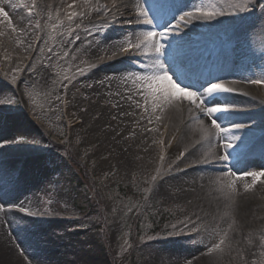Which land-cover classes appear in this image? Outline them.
<instances>
[{"label": "rangeland", "instance_id": "rangeland-1", "mask_svg": "<svg viewBox=\"0 0 264 264\" xmlns=\"http://www.w3.org/2000/svg\"><path fill=\"white\" fill-rule=\"evenodd\" d=\"M188 2L184 9L201 3L205 9L214 6L207 0L194 4L191 0ZM116 3L119 4L115 0H0V7L8 13L10 20L13 13L20 10L22 17L29 19L30 27L29 33L22 34L19 25L16 27L12 22L9 26L0 15V141L12 145L5 144L6 149L1 151L6 159L5 170L0 169V188H5L0 190V204H13L14 201L4 196L9 192L14 197L24 195L26 203L23 204L30 208L32 215L39 209L47 210L48 202L59 203L77 213L73 205L74 200L77 199L76 203L79 201L80 195L75 189L78 170L71 160L74 156L93 175L107 224L105 234L90 230L95 224L88 221H35L32 224L38 232H30L31 223L24 230L27 237L35 239L29 245H23L17 241L15 232L0 222V264H28L22 258L25 256L31 263L42 264L47 248L53 254L59 250L65 261L75 260V264H82L80 257L87 253H92L96 264H113L114 260L116 264L127 260L129 263L124 264H264V228H261L264 223L258 222L264 218L242 225L248 237L255 236H252L254 251L249 255L234 244L232 238L235 236L227 229L239 217L236 199L232 201L234 207L203 213L198 209V199L187 196L188 189L183 186L173 188L172 185L164 188L165 182H162L166 177L181 175L191 169V166H185L187 164H179V151L174 148L171 151L174 144L163 146L148 164L138 155L140 151L133 149L130 155H136L135 161L120 166L115 158L116 148L87 134L85 124L91 100L96 102L90 94L96 92L98 85L97 74L91 71V59L96 57L98 62L108 59L119 46L127 47L128 42H133L126 35L127 31L120 29L118 32L124 34V43L112 49L106 47L101 39L104 37L102 26L92 23L95 14L102 16L104 9L99 7ZM261 4L264 0H220V5L214 6L217 10L230 12L234 9L229 5H240L241 10L232 17L239 18L240 13L246 12L245 25L251 22L242 33L244 42L257 55L251 60L254 67L244 76L248 82L264 79V60L260 59H264V7ZM244 5L250 11H243ZM217 27L218 24L210 32L200 30L211 33L212 37L219 34ZM191 35L188 37L193 38ZM36 44L37 54L26 67ZM227 44L231 47L233 42ZM27 69V76L21 84L19 75ZM224 76L243 77L241 72L235 71ZM108 84L114 86L112 82ZM256 85L264 87V84ZM247 92L264 101V88H250ZM107 99L103 104L105 107L109 105ZM165 114L167 112L151 120L154 130L160 129ZM22 118L28 124L17 125L16 122ZM66 121L74 128L67 127ZM31 124L35 127L28 129ZM157 133L155 131V137ZM21 137L25 143L12 142L14 138L19 140ZM51 141L60 143L68 151L51 152ZM254 160L255 156H252L251 166L255 168L258 161ZM129 166L132 167L124 169ZM82 194L86 195L87 190ZM250 205L251 202L248 208ZM40 214L48 217L44 212ZM161 216L165 217L164 221H161ZM166 230L173 232L165 234L163 231ZM133 233L139 238V251L128 259H122L123 252L131 245ZM188 233H196V236L187 243L172 241L175 236ZM2 239L6 240L7 249L3 248ZM221 240L223 244H220ZM18 243L25 255L18 248ZM217 244H220L219 248H216ZM28 249L33 250L37 258ZM3 250L6 258L1 253ZM125 253V257H129V252ZM12 259L15 263H10Z\"/></svg>", "mask_w": 264, "mask_h": 264}, {"label": "bare ground", "instance_id": "bare-ground-1", "mask_svg": "<svg viewBox=\"0 0 264 264\" xmlns=\"http://www.w3.org/2000/svg\"><path fill=\"white\" fill-rule=\"evenodd\" d=\"M117 1L119 4L112 9L115 13L114 16L117 18L116 24H122L126 21V17H131L130 15L134 13L135 7L144 5L148 7L154 4L153 0H147V3H145V0ZM208 1L213 2L214 6L220 5V0H207V3ZM191 2L194 4L200 2V0H191ZM187 3H189L188 0H183V5L185 7ZM173 5L177 4L174 3ZM201 6L202 3L188 10L185 9V11L195 10ZM179 7L183 8V6ZM131 19L132 20L129 22L134 24V28L130 29L126 35L128 38H131L133 42H136L147 28L136 23L139 18L133 16ZM11 22H13L16 27L19 25L18 28L22 34L30 32V27L28 26L29 19L26 20L25 17H22L20 10H16L13 13ZM245 23V13H240L239 18L227 16L213 22L193 20L191 26L187 28V34L190 33L198 36L201 38L200 43L202 44L210 43L211 33L203 32L200 29L210 32L218 24L217 31L220 34V40L214 42L211 40V43L217 44V48L218 50L220 49V52H217L216 58L212 63L206 62L203 59L200 60V62H192L194 64L196 63V66L197 64L199 66L198 68H193L191 71H187L190 67L187 61L180 64V72L183 74L184 83H191L198 87V81L200 82L198 78L200 75L199 71L205 70L210 72L209 76L211 78L220 77L222 78L221 82L235 89V92L226 97V99L229 103L235 105L238 111L233 112L227 119L221 116L218 122L222 123V126H228L230 123H235V121H244L243 124H245L246 127L234 130V133L230 132L226 135L229 140L232 139L233 134L239 136L241 139L233 142L239 147L243 146V143H247L245 146L247 148L245 151L232 152L230 164L218 159L223 140L218 141L213 135L205 131V129L210 128V118L199 116L195 109L190 111L186 103L173 104L167 106L163 110L157 109L155 112L149 111L147 113L137 104V101L140 100L138 89L143 87V85L134 79H125V77L133 70L137 74H142V69L143 72H147V68L144 67V65L151 66L152 60L149 57L142 58L132 65L126 63L125 60L114 61L95 73L97 74L98 85L96 87V92H91L90 95L91 99H96V102L91 100V107L89 116L86 120L85 129L88 135L90 133L99 139V141H103L104 144L112 145L116 148L117 157L115 158L120 166H127L130 165L132 161H135L136 155L132 157L130 155L133 149H138L140 151L138 155L143 157L145 164H148L147 162H149L151 158L153 160L156 152L160 150L159 132L163 131L164 134L160 136V140L164 141L162 145H168L171 142V136L177 131V139L171 151L173 148L177 149L179 151V156L184 157L180 164H187L185 166L191 165L196 169L187 171L181 175L166 177L162 182H165L164 188L165 186L168 188L172 185L173 188L183 186L185 189H188L187 196L198 199V209L203 213H207L208 211L213 212L212 209H224L226 206L234 207L235 204L232 201L236 199L238 202L237 208L239 217H237L238 220L235 223H230L227 229L229 233L235 236L232 238L234 244L238 246L240 250L250 255V253L254 251L252 243L255 242V240L252 238L253 235L248 237V235L243 232L242 225L244 226L256 219L264 218V177L254 181L251 176H246L245 173L264 171V101L262 99L258 100L252 93L246 91L249 88L245 87L244 79H240L241 83L235 86L226 82L223 74L235 71L241 72L243 76H246V74L250 72V67H252V65H250L249 61L252 58V54L245 48L243 39L238 35L239 30ZM112 31L113 30H110V34L106 36L105 39H102L104 44H107L106 47L108 46L111 49L114 46H118L120 43H124L122 41V36L124 34L114 33ZM184 40L186 44L185 47L180 50L181 54L186 51L188 47L192 49V41L189 37L185 35ZM222 42H233L237 44V47H220ZM195 43L198 44L199 42L196 41ZM134 54H137L136 50H134ZM127 56L128 53L124 55V57ZM256 56L257 55H255V57ZM248 76H250V74ZM109 82H112L114 86L109 85ZM262 93L264 94V92ZM130 96L131 99H129ZM106 99L108 100L107 103L109 104V108L103 105ZM142 103L143 101H141V104ZM166 112L167 114H165L160 129L154 130L150 121H153L155 118H158L159 115H163ZM24 121V118H22L17 121L16 124H28L24 123ZM33 127L35 126L31 124L28 129H32ZM249 127L254 128L256 131L248 129ZM155 131L158 132L156 137ZM257 132L261 135L259 136ZM164 136L167 138H164ZM126 137L129 139H126ZM152 150H154L153 153ZM252 154L257 157L258 161L262 160V163H259L255 168L251 166L250 160L245 163ZM4 163L2 156H0V169L2 171L5 170ZM131 167L132 166H129L124 169L127 170ZM219 168H224L225 170L218 171L217 169ZM3 173H1V175ZM0 189L5 190V188ZM162 191L164 190L162 189ZM4 196L14 201L13 204L18 208H21V203H26L24 195L14 197L11 193L7 192ZM186 199L185 196V200ZM255 199L256 203L254 205ZM250 202L251 205L248 208ZM14 205L11 204L10 207H14ZM8 212L10 211L8 210ZM202 212L200 213L202 214ZM223 216L225 219L224 212ZM24 221H26L25 217L20 215H0V222L8 225V228L15 232L16 237L23 245H29L35 238L33 236L27 237L24 230L26 227H29L27 226L29 222L23 224ZM258 222L264 223V220ZM261 228H264V225ZM36 236H41V234H36ZM1 243L3 248H8L6 240L2 239ZM35 245H38V243L35 242ZM51 251L52 250L49 248L45 249L44 256L42 257L44 262L42 264H75L73 262H76L75 260L73 262L65 261V258L60 256L61 252L59 250L54 252L55 255L51 253ZM30 252L34 255V258H37L33 250H30ZM1 253L3 257L6 258L4 250L3 252L1 251ZM94 260L92 253H87L86 256L82 255L80 257L79 262H82V264H87V262L88 264H96ZM10 263L15 262L12 259ZM37 264L40 263L37 262Z\"/></svg>", "mask_w": 264, "mask_h": 264}, {"label": "snow or ice", "instance_id": "snow-or-ice-1", "mask_svg": "<svg viewBox=\"0 0 264 264\" xmlns=\"http://www.w3.org/2000/svg\"><path fill=\"white\" fill-rule=\"evenodd\" d=\"M145 3H147V0H145ZM261 6L264 7V4H261ZM172 7L174 8L172 18L175 20V24L166 21L163 25L155 22V17L150 16L148 8H141L136 23L148 26V30L143 33L141 39L136 42H128L127 47L119 46L118 51L123 54L134 49L141 55L149 57L152 64L151 66L144 65L147 72H143L142 69V74H137L134 70L130 71L125 79L131 78L143 85L138 89L140 100L137 101V104L146 113L149 111L155 112L157 109L163 110L173 104L186 103L190 111L195 109L199 116L210 118V128L205 129V131L213 135L218 141L223 140L218 159L230 164L232 152L237 147L233 141H239L241 138L233 134L232 139L229 140L226 134L234 133V130L242 129L245 125L234 123L231 127L222 126V123H219L218 120L221 116L227 119L233 112L238 111L237 107L226 99L235 92V89L226 86L225 83L221 82L222 78L220 77H201L204 82L200 83L198 81V87L191 83H184L183 74L180 72V62L189 58L186 54L181 57L179 53L186 44L184 29L189 28L193 20L213 22L225 15H235L237 11L241 10V6L229 5L234 9L230 12L217 10L214 6L208 9L197 8L191 11H185L177 5ZM242 10L250 11L247 5H244ZM0 15L11 26L12 22L3 7H0ZM73 15L76 14L73 13ZM71 18L70 16L69 19L71 20ZM116 54V52L113 53V55ZM133 58H135L134 53ZM249 82L264 84V79ZM129 99H131V96ZM141 101H143L142 104ZM12 142L22 144L26 141L21 137L19 140L14 138ZM5 146L4 142L0 141V148ZM245 175L251 176L254 181H257L259 178L264 177V171L248 172ZM223 243L224 241L221 240L220 244ZM220 244H217L216 248H219Z\"/></svg>", "mask_w": 264, "mask_h": 264}]
</instances>
